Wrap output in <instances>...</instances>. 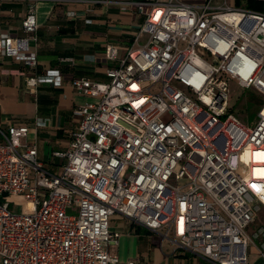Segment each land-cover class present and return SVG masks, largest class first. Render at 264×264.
Returning <instances> with one entry per match:
<instances>
[{"label": "built area", "instance_id": "built-area-1", "mask_svg": "<svg viewBox=\"0 0 264 264\" xmlns=\"http://www.w3.org/2000/svg\"><path fill=\"white\" fill-rule=\"evenodd\" d=\"M119 4L144 21L123 57L106 46L107 82L72 79L93 100L74 108L69 146L52 153L61 172L23 142L26 125L0 124L2 264H136L110 251L116 214L213 264H250L252 250L264 264V104L251 125L229 105L231 81L264 96V14L188 0ZM21 29L0 37V56L33 71L20 73L32 93L59 85V72H35L33 4Z\"/></svg>", "mask_w": 264, "mask_h": 264}, {"label": "crops", "instance_id": "crops-1", "mask_svg": "<svg viewBox=\"0 0 264 264\" xmlns=\"http://www.w3.org/2000/svg\"><path fill=\"white\" fill-rule=\"evenodd\" d=\"M104 1L0 0V37L22 35L21 22L33 4L38 25L35 72L57 71L62 75L59 85L41 84L32 93L20 73L30 75L33 71L15 62L12 55L0 56V124L26 125L28 133L23 142L36 146L43 168L54 174H59L64 160L52 157V153L67 150L70 133L77 126L74 108L93 100L76 93L72 79L107 82L105 69L110 64L104 61L106 46L116 45L118 57H123L144 21L135 8L123 9L119 4L123 0ZM188 1L197 5L208 2L211 7L225 4L264 14V0ZM110 228L119 233L118 244L110 251L121 263L213 264L119 214L111 217ZM250 259L259 263L253 254Z\"/></svg>", "mask_w": 264, "mask_h": 264}, {"label": "rangeland", "instance_id": "rangeland-1", "mask_svg": "<svg viewBox=\"0 0 264 264\" xmlns=\"http://www.w3.org/2000/svg\"><path fill=\"white\" fill-rule=\"evenodd\" d=\"M229 88H230V101H229L230 112L234 113L237 116V118L243 123L247 125H251L256 120L258 110L264 104V96L257 93L253 89H241L236 85V83L232 81L229 82ZM167 118H168L167 116L164 117L165 120ZM3 200L8 201L10 203L11 209L14 205H17L19 203H24L23 200L11 196H5ZM0 201H2V197H0ZM12 210L17 213H24L27 211L26 208L20 209L19 207L13 208ZM262 223H264L263 213H261L256 220V224H262ZM252 254L257 258V261H259V263L252 262L251 259H250V263L262 264V260L260 256L255 254L254 252H251L250 256ZM0 264H2L1 256H0Z\"/></svg>", "mask_w": 264, "mask_h": 264}, {"label": "snow or ice", "instance_id": "snow-or-ice-1", "mask_svg": "<svg viewBox=\"0 0 264 264\" xmlns=\"http://www.w3.org/2000/svg\"><path fill=\"white\" fill-rule=\"evenodd\" d=\"M258 155H264V154H258Z\"/></svg>", "mask_w": 264, "mask_h": 264}]
</instances>
